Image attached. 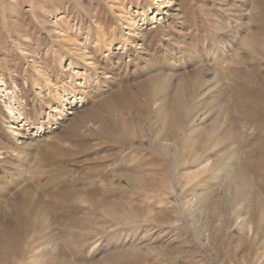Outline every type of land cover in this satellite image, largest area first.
<instances>
[{
	"label": "rangeland",
	"instance_id": "374dc122",
	"mask_svg": "<svg viewBox=\"0 0 264 264\" xmlns=\"http://www.w3.org/2000/svg\"><path fill=\"white\" fill-rule=\"evenodd\" d=\"M0 264H264V0H0Z\"/></svg>",
	"mask_w": 264,
	"mask_h": 264
},
{
	"label": "bare ground",
	"instance_id": "6f19581e",
	"mask_svg": "<svg viewBox=\"0 0 264 264\" xmlns=\"http://www.w3.org/2000/svg\"><path fill=\"white\" fill-rule=\"evenodd\" d=\"M156 17H153V19H155ZM92 66V65H91ZM160 79V78H159ZM156 81H158V80H156ZM156 81H154V82H156ZM149 87H150V85H148ZM148 87V89H151L152 90V87L151 88H149ZM143 89V88H142ZM138 90V89H137ZM141 90V89H140ZM149 91V92H152V91ZM156 90V89H155ZM154 90V91H155ZM5 91V90H4ZM147 91V93H149ZM153 91V92H154ZM140 93L139 94H141L142 95V93H143V90H141V91H139ZM144 92H145V90H144ZM159 92V93H158ZM156 93H158V94H160V91H158V89H157V91H156ZM179 93V92H178ZM138 94V93H137ZM145 94V93H144ZM151 94V93H150ZM120 96H122V98H124L123 97V95L122 94H120L119 95V97ZM148 96H149V94H148ZM145 97V96H144ZM152 98V97H151ZM154 98H155V95H154ZM153 98V99H154ZM134 100H135V98H134ZM177 100H179V97L177 98ZM123 101V100H122ZM122 101H120V102H122ZM165 101V100H164ZM73 103V102H72ZM157 103V102H156ZM122 104V103H121ZM124 104V103H123ZM59 106H61V107H64L63 106V104H60ZM150 106V100H149V97H145V100L143 101V104L140 106V108H141V110H147L148 109V107ZM182 107L184 106V105H181ZM121 107H123V106H121ZM124 107H126V108H129L128 106H124ZM158 107V106H157ZM157 107L156 108H154V109H157ZM60 108V107H59ZM139 108V107H138ZM139 108V109H140ZM159 109H157V113H155V118H156V123H157V125H158V129H157V131H156V133H155V139H154V143L156 144V143H159V141H161V139H163V138H166V137H175L176 135H177V133H178V131H179V126H178V124H179V116H181V117H183L184 116V114L182 113V112H180L179 111V101L178 102H174V103H172V105H171V109L169 110V111H167L166 113H165V111L163 110L164 109V107H162V105H159V107H158ZM130 109V108H129ZM58 111V110H57ZM152 111V110H151ZM150 112V111H149ZM69 113V112H68ZM153 114H154V112H152ZM150 116H152V115H150ZM145 119V117L144 116H141L140 117V120L142 121V120H144ZM169 125H170V129L168 130V128H169ZM39 130H40V133H41V131L43 130L42 128H39ZM150 147H153L151 144H150ZM158 147H159V145H158ZM153 150V149H152ZM159 151V148H158V150L156 149V152H158ZM248 175V174H247ZM250 177V176H249ZM242 178V177H241ZM125 180H126V183H132V182H138V183H140V181L138 180V179H136V178H133V177H125L124 178ZM239 180V179H238ZM243 180H244V178H243ZM243 194V193H242ZM244 195V194H243ZM257 200V199H256ZM253 203V202H252ZM253 209V208H252ZM249 221V220H248ZM247 221L246 220H244V221H242L241 222V225H245V224H247L246 223ZM248 226V225H247ZM246 226V227H247Z\"/></svg>",
	"mask_w": 264,
	"mask_h": 264
}]
</instances>
